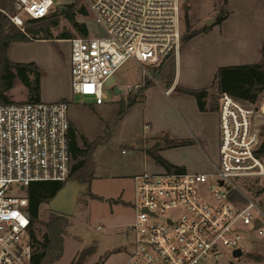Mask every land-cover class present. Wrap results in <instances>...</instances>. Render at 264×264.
Returning a JSON list of instances; mask_svg holds the SVG:
<instances>
[{"label":"built area","instance_id":"1","mask_svg":"<svg viewBox=\"0 0 264 264\" xmlns=\"http://www.w3.org/2000/svg\"><path fill=\"white\" fill-rule=\"evenodd\" d=\"M87 1L103 34L67 39L74 92L104 103L106 82L125 60L133 58L150 75L146 64L160 67L180 50L181 0ZM13 5L15 13L0 11L25 31V18H45L66 4ZM71 103L0 104V264H31L29 185L71 177ZM218 113L221 138L213 170L162 168L134 176V218L127 227L133 249L124 264H217L227 250H243L249 235H264V104H245L223 91Z\"/></svg>","mask_w":264,"mask_h":264},{"label":"rangeland","instance_id":"2","mask_svg":"<svg viewBox=\"0 0 264 264\" xmlns=\"http://www.w3.org/2000/svg\"><path fill=\"white\" fill-rule=\"evenodd\" d=\"M59 1L72 7H66L64 10L67 11L59 14L60 7L65 5L57 6L53 12L57 15L45 22V24L49 23L52 38H48L50 39L48 41L35 40L46 36L44 30H40L41 32L35 36L29 35L31 41L26 40L29 42L23 44V48H17V54L31 59L19 61L12 57L15 62L36 63L42 72L41 90L43 87L45 91L53 94L67 89L66 77L69 70L67 59L71 47L65 39L82 35L73 27L69 20L70 16L79 23L85 24L89 35L103 34V29L95 21L87 0ZM181 4V44L194 30L209 26L207 23L209 18H214L212 25H215L220 14L223 16L229 14L228 1L225 3L224 0H181ZM0 7L2 8L1 5ZM12 7L13 9L5 10L15 13L16 8L14 5ZM82 7H85L86 13L80 11ZM23 17L26 15L23 14ZM25 19V27H27L28 19ZM187 22H189V28ZM64 35L68 37L64 40H56L62 39L60 37H65ZM170 59L157 68L146 64L145 66L150 70L149 75L133 58H128L114 74L116 84L123 89L122 93L116 94L112 86H106L108 97L101 104H97L93 96L74 92L71 88L72 91L67 97L72 102L70 116L76 128L78 144L88 148L86 141H98V145L93 150L87 169L78 168L74 176L66 180V182L77 181L83 186L86 184L87 191L80 193L74 211L65 216V219L63 218L67 223L63 235L65 250L56 264L76 262L82 251L88 248L93 250L85 255L81 264L125 263L129 252L133 249V236L127 231V227L133 221L134 215V176L144 169L148 170L147 166L152 165L147 158L149 155L148 148H145L147 145H143V140H146L147 136L152 134H155V137L159 136L154 141L163 139L165 136L175 139L176 136L173 134H180L185 128L193 144L187 147H175L165 152L163 156L173 164L179 163L176 165L183 166L190 172L213 170L210 159L217 161L221 138L217 119L219 113L200 112L197 99L194 96L191 97L192 95L186 98L188 102L185 104L177 99L175 93L166 94L163 91L157 93L150 104L149 101L140 100L144 95L142 86L147 82L157 86L155 80L158 79L163 85L165 84L162 80V70ZM171 67L174 70L175 64ZM209 70L212 76H207ZM194 71L195 74L183 72L180 77L181 82H177L180 84L178 86L186 85L187 81H191L192 85L199 84L194 89L208 86L217 72L216 70L214 74L207 62L203 68H196ZM169 72L170 70L167 74ZM164 74L166 75L165 71ZM30 76L32 80L35 79V72L30 73ZM168 86L165 84L164 87L168 88ZM208 89L210 92L208 107H218L220 91L214 83ZM30 92L26 83L17 78L14 87L7 92V95L12 102L30 101ZM133 98L139 99L140 102L134 103L135 105L133 104V107L128 110L131 106L127 107V105ZM255 103L264 104V90L260 92ZM121 107H127L126 110L130 112L125 118H121L119 114ZM194 115L201 117L198 119L199 127L192 121ZM149 118L153 120V129L145 126V123L150 121ZM263 120L261 118L259 122ZM82 159L83 157L79 155L73 157V165L80 163ZM153 169L162 170L161 167ZM262 196L264 197V194ZM262 207L264 208V205ZM60 217L64 216L53 209L49 201L40 205L39 218L32 225V230L39 241H34L35 251L43 249L42 244L49 234L50 224ZM99 226L102 228H98ZM243 247L242 256L235 258L232 250H227L218 259L217 264H264V235H249L245 238Z\"/></svg>","mask_w":264,"mask_h":264},{"label":"trees","instance_id":"3","mask_svg":"<svg viewBox=\"0 0 264 264\" xmlns=\"http://www.w3.org/2000/svg\"><path fill=\"white\" fill-rule=\"evenodd\" d=\"M228 0H224L227 3ZM13 0H0V5L3 9L11 8L13 9ZM66 7H72V5H65L60 7L59 14L67 10ZM81 12L86 13L85 7L80 9ZM57 15V13H52L49 16L42 19H28L27 27L25 31H22L18 26H16L10 18L0 11V104L12 102L7 92L14 87L15 80L17 78L22 79L26 85L30 88V101L41 100V76L42 72L40 67L36 63H22L15 62L11 60L9 56V50L14 42L30 40L29 35L35 36L40 33V30H44L46 36L43 38H52V34L49 30V23L45 24L47 20L51 17ZM226 16L222 14L216 20L215 24H221L225 20ZM69 20L76 30H78L83 36L88 35L89 30L85 24H81L75 20L73 16H70ZM57 23V22H55ZM54 23V24H55ZM41 27H37V26ZM189 28V22H187ZM210 26H205L201 29L194 30L188 36L185 37L184 42L194 37L201 32H205ZM67 38L68 36L64 35ZM262 61L255 63H243V64H232V65H222L219 66L215 74L213 83L216 84L220 92L227 91L235 98L241 100L247 104H256L260 92L264 90V42L262 45ZM35 72V79H31L30 73ZM152 83L147 82L142 86L145 90ZM177 90L184 93L193 95L197 99L199 110L206 112L208 110H216L218 107H208V98L210 97V92L208 87H202L199 89H190L182 86H178ZM137 101L136 98L130 100L127 107L132 106ZM127 107H121L119 114L121 116L125 114ZM72 140L70 142V148L73 153V157L82 156L83 159L80 163L74 164L72 168L71 177L74 176L76 170L85 169L90 160L92 159L93 150L98 145V141L89 142L88 148L81 147L77 141L76 128L72 123L71 129ZM165 140V143L164 141ZM164 143L167 147H176L192 144L193 141L189 139L176 140L169 139H159L155 145L147 149V153L154 159V161L161 165L164 169L168 171H185V167L179 166L171 163L166 158H164L160 153L161 145ZM87 169V168H86ZM65 182L61 181H37L32 182L28 187L29 195V210L31 214L32 225L39 218L40 205L45 201H50L65 185ZM102 198V197H97ZM64 217H60L54 223L49 226V234L45 238V242L42 244L43 249L41 251H35L32 255L31 264H56L63 256L65 250V240L64 233L67 226L64 220L67 215L61 214ZM64 218V219H63ZM31 237L33 241L39 242L37 240L35 232L31 229ZM93 249L88 248L83 250L80 258L72 264H81L85 255L90 253Z\"/></svg>","mask_w":264,"mask_h":264},{"label":"crops","instance_id":"4","mask_svg":"<svg viewBox=\"0 0 264 264\" xmlns=\"http://www.w3.org/2000/svg\"><path fill=\"white\" fill-rule=\"evenodd\" d=\"M227 9L229 14H227L225 20L221 24L209 25L210 27L207 31L201 32L200 34L191 37L187 41L183 42V44L180 47V50L177 53H175L171 57V59L169 58L170 61L162 70V77H163L162 80L165 82L166 85L167 84L169 85L168 88L164 87L165 84L163 85V83L160 80L156 79L155 83L157 84V86H155V84L153 83L149 87H147L144 90V95L142 99L140 100H143V102L149 101L150 104L155 99L157 93L163 91L166 94H168L166 91H169V94L175 93L177 99H179L183 104H185L188 102L186 98L190 97L191 95L184 93L182 91L176 92L178 85H180L177 82H181L180 77L183 74V72L195 74L194 69L203 68L206 62L208 64V67L211 68L215 74L217 68H219V66L221 65L255 63L262 61L263 58L262 45L264 42V0H228ZM60 38L62 39H56V40L65 39L63 37ZM35 40L48 41L50 39L43 38V39H35ZM26 42L29 41H18L12 43L9 50V56L11 60L12 57L19 61H24V60L28 61L29 59H31L30 57H20L17 54V50H18L17 48H23L24 46L23 44H26ZM67 60L69 64L68 65L69 70H67V77H66L67 89L64 92H56L53 94V93H48L42 87L41 90L42 100L55 101L64 98L68 99L67 96H69V94L72 91L70 50ZM172 64H175L174 70L171 67ZM168 70H170V72L167 74ZM164 71L166 75L164 74ZM172 72L174 73L172 74ZM210 75L211 74L209 70L207 72V76ZM213 79H212V83H213ZM191 83H192L191 81H187L185 83L186 85H183L182 87L194 89L197 88L196 87L197 85H199V84L192 85ZM211 84L205 87H209ZM191 97H193V95ZM140 100L137 99L135 104L140 102ZM132 107L133 105L128 110H130ZM128 110H126L125 114H123L121 118H125L130 114ZM210 111L216 114L218 113V109L208 110L206 112H210ZM206 112H202V113H206ZM199 118L201 117L196 115L192 117V121L197 127H199L198 125L200 124L198 120ZM149 119L150 121L146 122L145 126L148 129H153V120L151 118ZM154 135L155 134L147 136L146 140H143V145L144 146L145 144L147 145L145 147L146 149L152 147L157 142L154 141V139L159 136L155 137ZM173 135L176 136L175 137L176 140L191 138L185 132V128L183 129V132H180V134H176V135L173 134ZM168 138L171 139L170 136H168ZM163 141L165 143V140ZM164 143L161 145L162 148L159 151V153L162 156L165 152H168L169 150L175 148V147H167L166 145H164ZM192 144L184 145V146H176V147H187ZM163 157L166 158L165 156ZM147 158L152 164L147 166V168H149L148 170L157 171L154 170L153 168L155 167L163 168L161 165L157 164L150 155H147Z\"/></svg>","mask_w":264,"mask_h":264},{"label":"water","instance_id":"5","mask_svg":"<svg viewBox=\"0 0 264 264\" xmlns=\"http://www.w3.org/2000/svg\"><path fill=\"white\" fill-rule=\"evenodd\" d=\"M214 18H209L207 23L212 25ZM107 86H112L116 94L122 93L123 89L116 84V78L114 75L110 76L106 82ZM86 184L80 186L77 181H67L64 187L49 201L50 205L61 214L69 215L71 214L77 204L79 195L83 191H87ZM24 189V186H22ZM262 223L257 222V225L260 226ZM235 258H238L243 255L242 249H235L233 252Z\"/></svg>","mask_w":264,"mask_h":264},{"label":"flooded vegetation","instance_id":"6","mask_svg":"<svg viewBox=\"0 0 264 264\" xmlns=\"http://www.w3.org/2000/svg\"><path fill=\"white\" fill-rule=\"evenodd\" d=\"M80 186H82L80 183H79Z\"/></svg>","mask_w":264,"mask_h":264}]
</instances>
